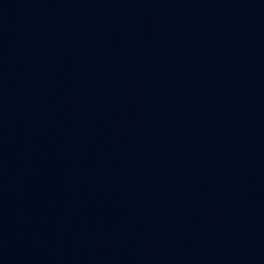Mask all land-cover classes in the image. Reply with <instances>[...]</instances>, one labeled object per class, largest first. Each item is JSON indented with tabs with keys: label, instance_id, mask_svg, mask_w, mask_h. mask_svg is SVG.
<instances>
[{
	"label": "water",
	"instance_id": "95a60500",
	"mask_svg": "<svg viewBox=\"0 0 264 264\" xmlns=\"http://www.w3.org/2000/svg\"><path fill=\"white\" fill-rule=\"evenodd\" d=\"M0 264H264V0H0Z\"/></svg>",
	"mask_w": 264,
	"mask_h": 264
}]
</instances>
